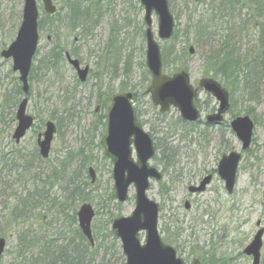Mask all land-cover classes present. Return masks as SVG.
Returning <instances> with one entry per match:
<instances>
[{
  "label": "rangeland",
  "instance_id": "374dc122",
  "mask_svg": "<svg viewBox=\"0 0 264 264\" xmlns=\"http://www.w3.org/2000/svg\"><path fill=\"white\" fill-rule=\"evenodd\" d=\"M36 1L42 18V2ZM255 1H235L238 4L231 12L232 7H226L224 0H168L177 38L160 41L158 17L153 14V32L161 49L164 73L171 76L185 69L195 87L201 79H215L207 74L205 62L228 39L241 58H250L251 63L264 58L259 37L264 30V12H257ZM75 2H83L93 17L68 34L67 14ZM53 3L58 12L53 22H47L40 31L29 75L26 113L35 119V124L16 144L12 138L17 126L15 115L24 95L19 74L12 70V60L2 58L1 52L16 38L24 1L0 0V233L6 241L0 264H126L111 225L134 210L135 191L131 187L129 200L117 203L113 166L100 143L106 134L112 98L120 93L135 95L139 119L154 140L156 155L150 163L162 172L163 179L151 182L147 195L160 206L161 237L172 242L187 264L194 259L200 264H251L243 249L256 234L258 221L264 229V63L258 67L259 79L253 92L233 89V95L229 89L231 108L223 126L209 129L200 125L191 133L185 132L177 109L161 115L146 93L151 76L146 66L144 7L140 0ZM205 16L212 21L206 24V36L199 37L195 33L202 30L197 22ZM191 46L193 55L188 52ZM56 47L90 67L87 82H79L65 53L56 65L45 67L41 63ZM243 72L244 78L247 72ZM196 102L202 108L215 105L204 91ZM246 115L254 121L255 130L250 149L242 153L234 194L228 195L219 177H215L206 194L191 199L192 211H184L180 206L188 187L205 173L214 172L223 154L241 152V144L229 124L233 118ZM48 121L56 125L57 132L50 156L43 160L37 136L44 132ZM165 137L176 154L175 161H179L168 170L164 169L157 148V142ZM180 149L184 151L176 153ZM17 157L21 160L16 161ZM89 167L96 172L94 184L88 176ZM179 170L191 172L181 180L176 179ZM27 195L31 199L27 213L7 224L9 210ZM83 204L95 210L93 246L78 225L77 212ZM171 218L173 226L169 224ZM141 238L143 241L144 234Z\"/></svg>",
  "mask_w": 264,
  "mask_h": 264
},
{
  "label": "water",
  "instance_id": "95a60500",
  "mask_svg": "<svg viewBox=\"0 0 264 264\" xmlns=\"http://www.w3.org/2000/svg\"><path fill=\"white\" fill-rule=\"evenodd\" d=\"M22 22L18 29L14 42L4 51L1 57L12 60V70L19 74L22 91L29 93V74L33 58L39 43V10L36 0H23ZM200 0H195L199 2ZM43 10L47 15H54L57 7L52 0H41ZM144 6V23L146 38V66L151 75V84L146 90L150 94L152 104L159 108L161 114H166L171 108L180 113L185 122L195 123L201 118L199 110L195 106V99L199 90L209 93L219 104L215 115L209 116L207 122L213 125H221L224 116L230 109L229 93L214 79L204 78L199 81L198 88L191 84L187 72L181 71L172 76L163 73L161 49L153 33L152 15L158 17V33L160 41L168 42L174 35L175 20L170 12L168 0H140ZM191 46L189 53L194 54ZM67 61L76 71L81 83L86 82L89 67L81 69L80 63L66 54ZM131 93L118 94L112 99V105L108 111L107 133L101 140L106 157L113 164V180L116 200L125 203L129 198L131 185L135 187L136 205L134 211L128 217L114 220L112 232L121 241L126 264H186L177 258L176 252L165 246L157 231L158 205L147 197V190L151 180H161V173L149 164L155 156L153 140L139 124L133 106ZM28 98L25 97L18 106L16 112L17 126L13 133V140L19 144L34 125V118L27 115ZM230 128L237 140L241 143L242 152L247 151L252 143L255 125L248 116L237 117L230 123ZM56 134V126L48 121L45 131L38 135L37 146L42 159H48L52 142ZM132 145L136 152L137 162L132 158ZM242 154L233 151L224 154L218 164V175L225 183V189L229 195L233 194L237 179L239 164ZM91 183L96 181V172L88 169ZM211 178H205L198 188H190L191 193L204 192ZM264 197V192H263ZM189 207L187 206V209ZM95 217V211L89 204H83L77 212L79 228L83 236L93 244L91 224ZM260 226V222L257 223ZM146 232L145 245H141L139 232ZM264 229L254 236L251 243L243 253L252 258V264H260L261 249L263 246ZM6 247V241L0 238V256ZM192 264H198L194 261Z\"/></svg>",
  "mask_w": 264,
  "mask_h": 264
},
{
  "label": "trees",
  "instance_id": "16d2710c",
  "mask_svg": "<svg viewBox=\"0 0 264 264\" xmlns=\"http://www.w3.org/2000/svg\"><path fill=\"white\" fill-rule=\"evenodd\" d=\"M235 1L239 0H224L226 7H232L230 9L231 12L235 11L236 3ZM70 4L69 2H67ZM66 3V4H67ZM256 9L258 13L264 12V2L261 0H256ZM90 9L84 7L83 2H75L71 5L68 10L67 14V29L68 34H72L75 32L79 27H82L85 22L90 21L93 17V12ZM55 16H43L40 18L39 21V29L43 31L45 29L47 22H53ZM208 21H212V19L208 16L200 17L197 22V27L202 31H198L195 34L199 37L206 36V24ZM178 37V30H176L174 34V39ZM260 47L261 51L264 53V30L260 32ZM64 50L62 48L56 47L51 51V53L46 58V62L42 61L41 63L46 66L56 65L60 59H63ZM264 56V54H263ZM250 58L243 57L237 53L234 46L232 45V40L228 39L224 42L223 47L220 51L211 53L208 58L206 59V66H207V74L212 75L215 79H219L222 85L229 90L231 88V92L233 93L234 90L249 92L255 86V83L259 79L257 74H259L258 67L260 64L264 63V58L261 57L259 61L257 59L254 60L253 63L250 61ZM52 61V63H49ZM245 62V63H244ZM245 65V67H244ZM42 67H40L41 70ZM185 70V69H184ZM187 71V70H186ZM243 71H246V76L243 78L241 77ZM245 75V73H244ZM21 94L20 90L18 91ZM182 124L181 129L187 132L189 129ZM193 131L189 130V133ZM164 140L160 139L161 141L157 142V148L161 151V162L164 168L169 169L172 168L176 163L174 157V150L168 147V137L163 138ZM158 140V139H157ZM168 142V143H167ZM21 160V157H17L16 161ZM29 195L25 196L23 199L20 200V203L16 207H12L9 210V214L5 217V220L8 223H11L14 219L19 220L27 213L29 203H30ZM4 234L0 233V238H3ZM83 239V237L81 236Z\"/></svg>",
  "mask_w": 264,
  "mask_h": 264
},
{
  "label": "flooded vegetation",
  "instance_id": "af4514ba",
  "mask_svg": "<svg viewBox=\"0 0 264 264\" xmlns=\"http://www.w3.org/2000/svg\"><path fill=\"white\" fill-rule=\"evenodd\" d=\"M79 61V60H78ZM79 63H80V67H81V69H84L85 67H89V66H87V65H85V66H83L82 64H81V62L79 61ZM76 73V72H75ZM77 75V74H76ZM91 76V70H90V67H89V74H88V77H87V80H88V78ZM87 80H86V82H87ZM201 91H199L198 93H200ZM133 95V100H132V102H133V106H134V110H135V113H136V117H137V120H138V122H139V124L142 126V128L144 129V127H143V125H142V122L140 121V119H139V116H138V112H137V110H136V108H135V104H134V98H135V95L134 94H132ZM197 100V99H196ZM215 100V99H214ZM111 104H112V102H111ZM195 106H196V108L199 110V112H200V114H201V118H200V120L198 121V122H195V123H191V122H183V121H181L182 123H184V125L189 129V130H191V131H194V128L196 127V126H202V127H204V128H209V129H212V128H214V127H219V126H223L224 124H225V119H226V116H227V114L224 116V120H223V123L221 124V125H213V124H209L206 120H207V118L209 117V116H212V115H215L216 113H217V111H218V107H219V104L217 103V101L215 100V105L214 106H207V107H200V106H198L197 105V102L195 101ZM111 107V106H110ZM110 107H109V109H110ZM109 109H108V111H109ZM204 118V120H202ZM107 121H108V113H107ZM145 131V130H144ZM146 132V131H145ZM132 149H133V152H132V158L134 159V161L135 162H137L138 161V159H137V157H136V152H135V150H134V147H133V145H132ZM182 151H184V149H180V150H176V153H178V152H182ZM186 152V151H185ZM155 155H156V150H155ZM224 155V154H223ZM222 155V156H223ZM135 156V157H134ZM176 156V154H175V152H174V157ZM222 156H221V158H220V160L222 159ZM154 158H155V156H154ZM153 158V159H154ZM153 159H151L150 161H149V164L151 165V161L153 160ZM220 160H219V162H220ZM111 162V161H110ZM178 162L179 161H176L175 163L176 164H178ZM219 162H218V164H219ZM111 164H112V162H111ZM218 164H217V168H216V170L214 171V172H208L207 174L205 173V176H203V178H200L199 177V179L197 180L198 182L195 184V185H191V186H189L188 187V189H187V197H186V199H184V201H183V204L180 206V208L182 207L183 208V210L184 211H186V212H191L192 211V203L190 202L191 201V199L193 198V197H199V196H202V195H204V194H206L207 193V191H208V188H209V186L212 184V182L214 181V179H215V177H219V175H218ZM112 166H113V164H112ZM152 166V165H151ZM152 167H154V166H152ZM155 168V167H154ZM157 169V168H156ZM164 169H166V168H164ZM158 170V169H157ZM168 170V169H167ZM159 171V170H158ZM160 173H161V176H162V178H161V180H159V181H162V179H163V174H162V172L161 171H159ZM190 172L191 171H186V172H181L180 170L178 171V173H179V175L178 176H176V179H181V180H185V178H183V176H187V174H190ZM207 177H210L211 178V180H210V182H209V184L206 186V188H205V190H204V192H199V193H191L190 192V188H198L199 186H200V184L202 183V181L205 179V178H207ZM112 179H113V169H112ZM219 179H220V181L224 184V189H225V183H224V181L219 177ZM114 181V180H113ZM153 181H155V182H159V181H157V180H151L150 181V187H151V182H153ZM172 181H174V180H172ZM236 183H237V181H236ZM236 183H235V187H236ZM131 187H133L134 188V191H135V187H134V185H131L130 186V188ZM150 187H149V189H150ZM149 189L147 190V192L149 191ZM113 190H114V188H113ZM130 190V189H129ZM169 190V189H168ZM225 191H226V189H225ZM234 191H235V188H234ZM226 193H227V191H226ZM228 194V193H227ZM233 194H234V192H233ZM233 194H231L230 196H232ZM229 195V194H228ZM114 196H115V191H114ZM147 197H148V195H147ZM148 199L150 200V201H152V202H154L155 204H157L158 205V203H156L155 201H153V200H151L149 197H148ZM115 200H116V196H115ZM117 201V200H116ZM117 203H119L118 201H117ZM126 203V202H125ZM119 204H124V203H119ZM135 205H136V193H135ZM187 206L189 207L188 209H187ZM135 209V208H134ZM158 209H159V213H160V206L158 205ZM178 209H179V207H178ZM133 212V211H132ZM206 212V214H207V211H205ZM159 213H158V222H159ZM205 214V215H206ZM119 218H121V217H119ZM118 219V218H117ZM116 220V219H115ZM170 220V225L171 226H173L174 224H175V222H174V220L171 218V219H169ZM114 222V221H113ZM113 222H112V224H113ZM158 222H157V231H158V234H159V236H160V238H161V241H162V243L165 245V246H168V247H170V248H172L175 252H176V254H177V256L178 257H180V255H179V253H178V250L176 249V247H174L171 243V241H169V240H165V239H163L162 237H161V235H160V232H159V230H158ZM111 231H112V225H111ZM141 234H144V240L142 241V238H141ZM139 238H140V241H141V245L142 246H144L145 245V242H146V232L145 231H141V232H139ZM177 240H179L180 242H182L180 239H179V236H177V237H175ZM91 244V243H90ZM184 244H186V243H184ZM92 246L94 245V242H93V244H91ZM122 245V244H121ZM123 253V252H122ZM125 257V256H124ZM126 258V257H125ZM181 259H182V257H180ZM248 259H250L251 260V258L250 257H248ZM184 260V259H183ZM185 261V260H184ZM193 261H197L198 262V264H200V262H199V260H197V259H194ZM261 261H262V256H261ZM262 263V262H261Z\"/></svg>",
  "mask_w": 264,
  "mask_h": 264
},
{
  "label": "bare ground",
  "instance_id": "6f19581e",
  "mask_svg": "<svg viewBox=\"0 0 264 264\" xmlns=\"http://www.w3.org/2000/svg\"><path fill=\"white\" fill-rule=\"evenodd\" d=\"M251 264H252V262H251Z\"/></svg>",
  "mask_w": 264,
  "mask_h": 264
}]
</instances>
